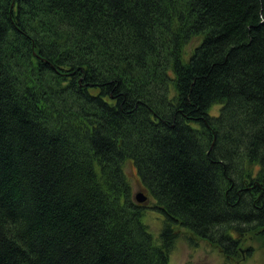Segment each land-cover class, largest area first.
I'll return each mask as SVG.
<instances>
[{
    "label": "trees",
    "instance_id": "1",
    "mask_svg": "<svg viewBox=\"0 0 264 264\" xmlns=\"http://www.w3.org/2000/svg\"><path fill=\"white\" fill-rule=\"evenodd\" d=\"M178 226L264 237V0H0V264H170Z\"/></svg>",
    "mask_w": 264,
    "mask_h": 264
},
{
    "label": "rangeland",
    "instance_id": "2",
    "mask_svg": "<svg viewBox=\"0 0 264 264\" xmlns=\"http://www.w3.org/2000/svg\"><path fill=\"white\" fill-rule=\"evenodd\" d=\"M220 110V105H214L209 110V114L218 116ZM125 172L132 185L134 197L138 193H143L147 197V200L141 203L145 208L143 223L158 242L164 228V216L155 209L156 202L143 188L137 169L132 162H126ZM175 230L178 236L170 254V264H264V237L247 234L242 239L237 258L230 259L208 240L180 226Z\"/></svg>",
    "mask_w": 264,
    "mask_h": 264
},
{
    "label": "water",
    "instance_id": "3",
    "mask_svg": "<svg viewBox=\"0 0 264 264\" xmlns=\"http://www.w3.org/2000/svg\"><path fill=\"white\" fill-rule=\"evenodd\" d=\"M135 199L139 204H141L147 200V197L143 193H138V194H136ZM242 253H243V251H242Z\"/></svg>",
    "mask_w": 264,
    "mask_h": 264
}]
</instances>
